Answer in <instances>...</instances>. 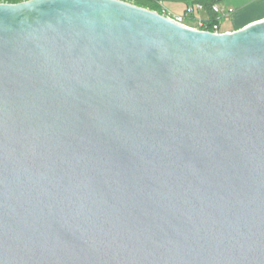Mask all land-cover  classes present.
Segmentation results:
<instances>
[{"label":"water","instance_id":"95a60500","mask_svg":"<svg viewBox=\"0 0 264 264\" xmlns=\"http://www.w3.org/2000/svg\"><path fill=\"white\" fill-rule=\"evenodd\" d=\"M0 264H264V19L0 2Z\"/></svg>","mask_w":264,"mask_h":264},{"label":"built area","instance_id":"2783aa9c","mask_svg":"<svg viewBox=\"0 0 264 264\" xmlns=\"http://www.w3.org/2000/svg\"><path fill=\"white\" fill-rule=\"evenodd\" d=\"M211 11L212 14L205 9L202 3L195 2L185 5L180 12H176L166 5L161 4L160 11L157 12L183 26L218 33L222 32L221 21L229 18L235 9L216 3L212 5ZM202 12H206L205 18L201 16Z\"/></svg>","mask_w":264,"mask_h":264},{"label":"crops","instance_id":"0c3cea01","mask_svg":"<svg viewBox=\"0 0 264 264\" xmlns=\"http://www.w3.org/2000/svg\"><path fill=\"white\" fill-rule=\"evenodd\" d=\"M165 4L176 12H180L186 5L185 2L175 1H167ZM219 4L235 9L229 18L221 21L222 32L234 31L264 19V0H223Z\"/></svg>","mask_w":264,"mask_h":264},{"label":"trees","instance_id":"16d2710c","mask_svg":"<svg viewBox=\"0 0 264 264\" xmlns=\"http://www.w3.org/2000/svg\"><path fill=\"white\" fill-rule=\"evenodd\" d=\"M22 0H4L0 2H11V3H16L20 2ZM126 2L133 3L135 5L145 7L154 11H160L161 4H165L167 1H175V2H185L187 4L195 3V2H200L204 5L205 9L209 11L210 14H212L211 7L213 4L222 2L223 0H123Z\"/></svg>","mask_w":264,"mask_h":264},{"label":"rangeland","instance_id":"374dc122","mask_svg":"<svg viewBox=\"0 0 264 264\" xmlns=\"http://www.w3.org/2000/svg\"><path fill=\"white\" fill-rule=\"evenodd\" d=\"M201 16L205 18L206 17V13L205 12H202L201 13Z\"/></svg>","mask_w":264,"mask_h":264}]
</instances>
